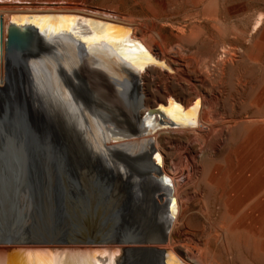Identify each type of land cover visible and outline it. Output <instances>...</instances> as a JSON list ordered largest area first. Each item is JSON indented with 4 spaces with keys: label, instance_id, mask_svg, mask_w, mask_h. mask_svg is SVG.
<instances>
[{
    "label": "bare ground",
    "instance_id": "6f19581e",
    "mask_svg": "<svg viewBox=\"0 0 264 264\" xmlns=\"http://www.w3.org/2000/svg\"><path fill=\"white\" fill-rule=\"evenodd\" d=\"M261 14L254 22L253 32H258L261 22L264 21ZM8 28L29 34L36 54L22 57L19 63L8 62L4 43ZM145 32L136 21L127 22L105 13L89 12L72 6H31L0 0V90L4 88L9 92L7 97L4 95L2 105H6L9 97L15 95V90L23 91L25 100L29 99L33 106L42 107L44 104L50 110L55 121L63 124L66 136L75 137L76 145L78 143V146L83 145V148L94 150L92 142L95 140L94 145L100 152L113 157L112 161L106 159L103 163L110 165L121 175L132 169L130 175L132 180L119 181L132 195L130 207L134 208L136 213H144V218H147V224L143 227L145 234L140 241H106L81 246L64 244L65 246L47 247L58 248L61 254H65L68 248L79 250L71 252H74L75 259L84 264L90 259H94L95 264H138L140 259L136 258L138 261L134 262L132 253L135 256L148 255L153 264H222L206 254L205 242L201 245L204 253L201 251L202 254H198L200 257L192 253L195 250L186 246L184 235L178 229L179 223L183 221L189 198L193 196L190 193L195 190H186L187 186L184 188L183 185L188 169L192 170L193 167L196 169L194 163L190 164L196 160L191 159V162H187V167L175 166L173 160L177 158V151L172 148L174 143L170 145L171 135L165 134L169 130H186L188 133L190 131L202 135L213 123L215 125L217 119L213 123L211 121L212 113L215 111L212 112L210 109L213 106L204 93L191 90L188 84L183 86L177 81L179 77L176 76L179 74L176 75V71L180 61L177 59L180 58H174L172 54L161 51ZM179 45L182 46L184 43L180 42ZM240 56L242 57L239 54L238 58ZM232 64L233 61L226 59L218 61L215 66L222 70L223 67L230 68ZM203 79L205 78L201 80ZM167 80L170 82L169 86L165 84ZM260 95L255 98L254 95L251 100L255 106H259L262 98ZM71 98L74 102L72 101L70 105ZM255 111L245 116L235 115L232 121L261 124L264 122V113L261 114L258 108L257 111L260 113ZM237 122L232 127H236V124H239ZM225 127L228 128L229 125ZM214 128L216 132V127ZM260 129L262 151L258 160H254V156L253 162H244L238 167L236 174L227 176L229 179L225 178L232 185L254 186L247 188L232 205L223 210L227 219L224 218L221 223L219 220V223L216 222L220 225L218 230L215 225L213 226L215 229L213 237L222 238L226 232L232 234L242 232L253 243V250L262 252L264 256V200L259 203V197L263 198L261 194L264 191L263 123ZM211 132L213 136L214 131ZM173 136L175 135L171 137ZM188 137L190 138V135ZM197 140L199 142V138ZM208 143V146L206 144L205 146L211 147ZM239 155L238 160L241 156ZM192 157L194 158L192 155L189 158ZM201 164L204 165L203 162ZM201 164L200 171L197 170L200 172L198 181L201 182L202 188L214 185V180L207 176L208 169ZM182 165L179 164L181 167ZM115 190V194L120 193L119 187ZM127 245H130L129 249L120 247ZM47 247L36 244L13 246L0 244V264H19L18 258L25 257L27 261L30 255ZM36 264L52 263L40 261Z\"/></svg>",
    "mask_w": 264,
    "mask_h": 264
},
{
    "label": "rangeland",
    "instance_id": "374dc122",
    "mask_svg": "<svg viewBox=\"0 0 264 264\" xmlns=\"http://www.w3.org/2000/svg\"><path fill=\"white\" fill-rule=\"evenodd\" d=\"M7 1L13 3L29 4L31 6H40V5L72 6L89 12H99L103 14L105 13L106 15L111 16L113 18H117V19L122 18V20L131 23L133 21L134 22L136 21L139 27L141 29H144V31H146L145 33H148L147 36L150 35L149 38H151V40L157 44V46L160 48L161 51L169 53L170 55L172 54L171 56H173L174 58L175 57L180 58L177 59L180 60L178 61L177 67L179 72L180 69L182 70L180 72L182 74L176 71V75L179 74L178 76H176V78L179 77L177 78L178 79L177 81L181 83V85L183 86L189 85L188 87L191 90L204 93L209 103L212 104L211 106L214 107L213 108L209 106L210 109L212 110V112L215 111L213 113L217 114L215 115L212 113L211 121L213 123L215 122L216 119L217 120L215 125L214 123L212 124L211 126L212 129H210L211 127L208 128L209 129V130L207 129L208 132L206 131L202 135L198 134L197 132L192 133L189 131L188 133L186 132V130L185 131L174 130L175 132L173 130L172 131L169 130L165 133L168 136L175 135L173 136V138L171 136L169 137L170 145L172 146L174 143V146L172 148H174L173 149L174 151L175 150L177 151L175 152L177 153L178 159L175 157L174 158L175 160H173L175 162L174 163L175 166H177L178 168L187 167L186 165L188 164L187 162H191V159L192 161L194 159L196 161H193L190 164L194 163L196 167L195 170L198 169L200 171V164L201 162H203L204 164L203 166L206 168V170L208 169L207 176L211 177L215 183L214 185L213 184L206 185V187L204 186V188H202L201 182L198 181L200 177L199 176L200 172L198 170L196 172L194 170V167L192 170L188 169V172L186 173L187 177H185L186 179L183 187L185 188L187 186L186 190L189 189V191L195 189L196 192H194L195 190L192 191L193 193L192 192L190 193L188 191L190 195L192 194L193 196H190L189 198L187 209L183 214V218H182L183 221L181 222V224L179 223L178 229L184 235V242H187L186 246L188 245L189 248L195 250L192 253H195L198 257L201 256L198 255L201 253V251L202 253H204L202 249L203 247L201 245L203 242H205L206 254L210 256L214 261H217L219 263L264 264V256L262 255V252L253 250V245H252L253 243L251 242L250 239H248L244 235V233L238 232V234H232L231 232H226L224 233L222 238H216L215 236L213 237V231L215 230L213 226L215 225V228H217L218 230L220 225L218 223L225 218V211L223 210H225L227 207L232 205L234 201L237 199V197L241 195V193H243L247 188L254 186V185H245V186L232 185L225 178H228L230 175L236 174V170H238V167L241 166V164H244V162L245 163L253 162L252 158L254 156H255L254 160H258V156L259 154L261 155V151H262L261 138L259 132L261 130L260 128L262 126V123L264 126V122H262L261 124L245 122L244 124V122L242 121H238V122L232 121L233 120L232 118L235 115H241V116L249 115L250 113H253L254 110H256L255 112L260 111L261 114L264 113V101H263L264 98V23L263 22L264 21L263 20H262L263 22H261L262 28L259 27L258 32H253L254 22L256 21V18L260 16L259 14L262 13L261 14V16L263 17L262 19H264V14H263L264 0H186V1L177 0L176 3L173 2L175 0H168V1L167 0H7ZM191 31L194 33H192ZM180 42H183L184 45L180 46L179 45ZM239 54L242 55V57L240 56L241 58L240 57L238 58ZM226 59H230V61H233V64L230 65V68L229 66L228 68L223 67L221 70V68L215 66L217 65L218 61L219 62L226 61ZM240 59L243 60L241 61ZM179 63H180V67H179ZM213 69L214 70L216 69V71H214ZM217 70L219 72H217ZM231 74L233 75L231 76ZM200 76L205 79H203L202 81L201 80L202 78ZM206 80H208V82ZM165 82H166L165 84H167L166 86L170 85V82L168 80ZM258 95L262 97L260 99L261 103L259 102L258 104L259 106H255L254 104L251 103V100L253 99V96L255 98L256 96L258 97ZM69 101H70L69 104L71 105V103L74 102V99L71 98ZM257 108L259 109V111H257ZM208 113L209 112H207V114ZM235 122L239 124H236V127L235 126L232 127V125H235ZM222 124L224 125L222 126ZM228 125H229L228 128L226 127L224 128V126H228ZM213 127H216L217 133L215 132V128L213 129ZM218 127L219 130L217 131ZM222 127L224 129H222ZM220 130L221 132H219ZM211 131H214L213 136L215 137L212 136ZM220 133L222 134L219 137ZM193 134H195V136H193ZM188 135H190V138L188 137ZM157 136H161V135H157ZM201 136L202 139L204 138L203 140L201 139ZM195 138L197 139L199 138V142ZM206 138H208L209 141H207L208 139ZM187 140L188 142H186ZM206 141L209 142L208 144H211V147L209 146L210 148L206 147L208 146ZM94 143L95 140L94 142H92L94 150H96L97 153L100 152V149H98L94 145ZM201 143H202V148H200ZM256 145L258 147H256ZM196 147L199 149H197ZM213 147H214V151H213ZM241 147L242 148L244 147V149L242 150ZM239 152L241 156L239 155ZM98 154L100 155L102 160H106V159L107 161L113 160V157L110 154L107 155V153L104 154L102 152ZM191 155L194 156V158L193 157L189 158L191 157ZM205 155L206 156L209 155V156L205 157ZM237 155L240 156L239 160ZM186 157L188 158L186 159ZM183 159L184 160L186 159L185 160L186 162H184ZM220 159L222 160L220 161ZM178 163L180 165L183 164L182 167L179 166ZM192 181L195 183V185ZM189 184L191 185L189 186ZM110 185H114V184L110 183ZM263 192L261 194L263 198L259 197L260 198L259 203H261L264 200ZM138 215H139L138 217L134 216L136 219H134V217H131L133 218L132 221L130 219L128 220L129 217L127 218L126 216H129V214H126V216L124 215V218H122L123 220L120 218L121 221L118 222V224L120 225V223L124 224L125 222L127 223L129 222L130 225L133 224V226L136 227L139 226V228H143L147 224L146 223L147 218L146 219L144 218L145 216L144 213H139ZM219 217L221 218L219 219ZM134 221L135 223H133ZM216 222L218 223L216 224ZM127 223L125 224L127 225ZM241 240L243 243L241 242ZM88 244H92V243L67 244V245L81 246ZM36 245L44 246V247L60 246V245H47V244H36ZM129 246L130 245L120 246V247L128 248ZM226 250L227 252H225ZM71 251H79V250L68 248L66 253L62 251L65 254H61V251L58 248H49V249L48 247L42 248L41 251L30 255L29 260L26 261L25 260L26 258L23 257V258H18L17 262H20L19 264H25V263L36 264L37 262L40 261H50L52 264H84L81 263L79 260L75 259L74 252ZM143 255L135 256L132 253L134 262L138 261L136 259L138 258L140 259L138 264H153V260L148 258V255H144V256ZM87 264H95L94 259H90Z\"/></svg>",
    "mask_w": 264,
    "mask_h": 264
},
{
    "label": "water",
    "instance_id": "95a60500",
    "mask_svg": "<svg viewBox=\"0 0 264 264\" xmlns=\"http://www.w3.org/2000/svg\"><path fill=\"white\" fill-rule=\"evenodd\" d=\"M4 43L11 64L36 54L31 36L16 29L8 28ZM14 92L2 105L9 92L0 90V244L142 240L143 228L118 224L140 213L119 181L132 180L131 167L121 175L96 150L67 137L44 104L33 106L23 91Z\"/></svg>",
    "mask_w": 264,
    "mask_h": 264
}]
</instances>
